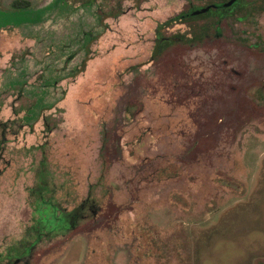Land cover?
Wrapping results in <instances>:
<instances>
[{"label":"rangeland","instance_id":"374dc122","mask_svg":"<svg viewBox=\"0 0 264 264\" xmlns=\"http://www.w3.org/2000/svg\"><path fill=\"white\" fill-rule=\"evenodd\" d=\"M13 1L0 264H264V0L217 33L212 16L170 24L208 34L155 56L157 24L189 0ZM40 182L60 211L93 206L32 244Z\"/></svg>","mask_w":264,"mask_h":264},{"label":"trees","instance_id":"16d2710c","mask_svg":"<svg viewBox=\"0 0 264 264\" xmlns=\"http://www.w3.org/2000/svg\"><path fill=\"white\" fill-rule=\"evenodd\" d=\"M95 1L97 0H87L86 4L91 5ZM226 1L228 0H224L223 3ZM213 3V0H198L196 2H194L193 0H189L186 4V9L184 11L179 12L176 16L168 20L159 22L155 29L158 42L157 47L159 51L164 49L167 44L172 43V41L176 40V38L178 37L179 40L192 42V40H195L197 38L202 39V37L208 34V27L206 24H204L201 26L202 31L199 34L200 36L195 35L192 38L183 34H180L179 36H165L164 31L166 27H168L172 23L184 22L190 18L194 19L200 16H212L210 24H213L215 26L217 33L220 30V24L224 17L229 16L232 12L239 11L241 8H247L249 7V5L251 6V3L245 2V0H236L229 7H225L223 3L217 2L215 4L218 7H211L210 10L204 14H201L199 16H195L192 14L193 10L206 7ZM12 4L14 8L21 9L30 6L31 2L28 0H14ZM9 29L11 28L0 29V35L5 37L8 36L11 32ZM16 90L18 91V95L24 94L23 87L17 88ZM8 128L9 125L6 127V124L4 123L0 126V146L7 138L6 136ZM40 185V190L38 191L39 206L43 208V212L45 213L42 215V217L34 227L36 235L32 244H35L36 242L41 240L43 236L49 235L52 232H64L68 229H71L74 226L78 215L84 210L86 206H89V204L91 203V200L87 199L84 203H82L76 208H73L72 210L60 211L58 205L53 201V198L44 195V192L46 191V187L43 186L44 183L40 182ZM90 205L93 206V204ZM29 249L30 247L26 246L23 250V255L27 254L29 252Z\"/></svg>","mask_w":264,"mask_h":264},{"label":"water","instance_id":"95a60500","mask_svg":"<svg viewBox=\"0 0 264 264\" xmlns=\"http://www.w3.org/2000/svg\"><path fill=\"white\" fill-rule=\"evenodd\" d=\"M236 0H229L228 2H225L224 3V6L225 7H229L231 6ZM210 9V6H207L205 8H202L200 10H195L193 13L196 15V14H200V13H204L206 11H208Z\"/></svg>","mask_w":264,"mask_h":264},{"label":"flooded vegetation","instance_id":"af4514ba","mask_svg":"<svg viewBox=\"0 0 264 264\" xmlns=\"http://www.w3.org/2000/svg\"><path fill=\"white\" fill-rule=\"evenodd\" d=\"M228 1H229V0H228ZM228 1H226V2H228ZM224 3H225V2H224ZM223 5H224V4H223ZM208 6H210V8H211V7H214V8L218 7L216 4H215V5H214V4H211V5H208ZM206 7H207V6H206ZM203 8H205V7H203ZM200 9H202V8H200ZM200 9H195V10H200ZM195 10L192 11V14H193V15H195V14L193 13ZM209 10H210V9H209ZM209 10H208V11H209ZM206 12H207V11H206ZM206 12H204V13H206ZM204 13L196 14L195 16H199V15L204 14ZM162 22H163V21H162ZM157 25H158V24H157ZM165 36H167V35H165ZM176 39H177V41H179V40H178L179 38H176ZM175 41H176V40H175ZM173 42H174V41H172V43H173ZM157 46H158V42H157L156 48H155V50H154V56L157 55L158 52H160Z\"/></svg>","mask_w":264,"mask_h":264}]
</instances>
